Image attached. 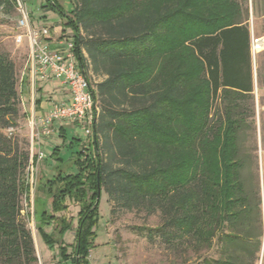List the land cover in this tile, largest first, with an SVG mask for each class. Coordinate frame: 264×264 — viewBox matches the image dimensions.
I'll return each instance as SVG.
<instances>
[{
    "label": "trees",
    "instance_id": "16d2710c",
    "mask_svg": "<svg viewBox=\"0 0 264 264\" xmlns=\"http://www.w3.org/2000/svg\"><path fill=\"white\" fill-rule=\"evenodd\" d=\"M159 1L154 9L148 0H74L67 14L47 0L75 31L77 63L98 108L88 144L69 140L79 147L71 157L75 171L56 167L41 182L39 215L33 198L35 228L47 246L58 245L62 264H90L97 184L111 213L159 212V224L144 233L176 253L215 248L217 256H203V264L258 258L261 198L243 176L247 160L238 141L253 97L249 2L255 14L256 0ZM0 12L17 14L14 2L0 0ZM18 96L14 62L0 50V250L10 262L31 263L33 239L20 220L29 153L3 131L19 116ZM59 136L65 145L67 133ZM59 154L60 146L52 147L50 156L63 162ZM67 201L79 207L69 246Z\"/></svg>",
    "mask_w": 264,
    "mask_h": 264
},
{
    "label": "rangeland",
    "instance_id": "374dc122",
    "mask_svg": "<svg viewBox=\"0 0 264 264\" xmlns=\"http://www.w3.org/2000/svg\"><path fill=\"white\" fill-rule=\"evenodd\" d=\"M67 14H70L74 5V0H57ZM159 0H148V8L157 9ZM250 6L249 24L252 37H262L258 34L259 28L264 29L263 23L252 25L253 13ZM28 9L31 15V21L39 25H46L54 31H60L61 28H67L70 32L71 26L67 25V19L56 10L47 6V0H28ZM17 14L10 16L7 13L0 12V50L7 52L15 65L16 88L18 91L19 116L15 125L3 130L5 135L12 142H17L19 148L29 153V163L27 165L25 176L29 186L28 198L24 195L20 198L21 218L25 227L30 231L33 239L35 261L25 262L24 259H17L10 262L6 259L4 252L0 250V264H62L58 254V245L47 246L35 228L33 212V198L35 199L36 214L39 215L44 208V194L41 191V182L46 178H51L55 174L56 167L64 169L66 172H74L72 166V153L78 149V144L70 147L69 140L71 136L79 137L83 145L91 140V134L84 133L82 127L75 126L72 131L67 133L65 145L62 144V138L57 134L48 137H42L38 142L32 136L30 122L35 115L34 96L27 74V56L28 43L24 40L22 44H17L14 35L19 31L16 28ZM73 30V29H72ZM57 32V34H58ZM252 74H253V97L245 103L247 108L246 125L243 132L239 135L240 155L245 157L247 163L243 168V176L249 182L250 188L259 191L261 198L262 215V242L258 258L255 264H264V48H258L252 53ZM26 61V64H25ZM178 62L173 59L172 64ZM191 63L188 57L187 63ZM170 69L163 71L161 76L167 78ZM94 80V78L92 77ZM159 78H157L158 80ZM35 97H38V87L35 88ZM60 92L52 91L49 96ZM34 95V94H33ZM220 111V103L213 104V109ZM96 110L98 108L96 107ZM53 139V143L48 142V138ZM45 141V142H44ZM60 146L59 156L63 162H58L50 156L52 147ZM39 151L44 153V157L32 163V158ZM50 199L47 200L49 204ZM47 204L48 209L50 206ZM67 216L72 218L73 229L68 230L63 235V241L66 245H71L74 241V229L77 224V213L79 207L72 201H67ZM111 203L107 200V195L102 189L97 202V221L94 226V242L89 252L90 264H203V256H217L215 248L209 251L194 253L191 249L185 252L176 253L166 247L158 238H149L144 231L153 228L160 222L159 212L148 214L144 210L115 211L110 212ZM50 231L51 227H45ZM67 252H71L68 247ZM203 254V255H202Z\"/></svg>",
    "mask_w": 264,
    "mask_h": 264
},
{
    "label": "built area",
    "instance_id": "2783aa9c",
    "mask_svg": "<svg viewBox=\"0 0 264 264\" xmlns=\"http://www.w3.org/2000/svg\"><path fill=\"white\" fill-rule=\"evenodd\" d=\"M17 12L16 28L19 30L14 39L17 44L24 40L28 43L27 74L35 97V88L50 80L68 88L70 98L67 102L53 103L45 113L33 115L30 126L32 136L38 142L42 137L54 133V123L68 121L83 128L87 135L92 133L95 120L96 102L90 82L78 65L75 45V31L61 28L58 32L46 25H35L31 21L28 0H12ZM251 54L264 48V36L251 37ZM55 45L56 47H52ZM34 94V95H33ZM35 102V101H34ZM35 108V103H34ZM44 157L36 153L35 160ZM32 163H35L32 158Z\"/></svg>",
    "mask_w": 264,
    "mask_h": 264
},
{
    "label": "crops",
    "instance_id": "0c3cea01",
    "mask_svg": "<svg viewBox=\"0 0 264 264\" xmlns=\"http://www.w3.org/2000/svg\"><path fill=\"white\" fill-rule=\"evenodd\" d=\"M252 13H253V11H252ZM253 15L254 16L252 19V25H253V31H254V28L255 29L258 28L256 26L254 27V24L259 25L260 21H261L263 23V26H264V3L262 2V0H256L255 14H253ZM33 23L35 25H39L35 21ZM259 29L260 30H258L259 31L258 34H263L264 29H262V28H259ZM52 47H56V46L52 45ZM52 91L60 92V93L49 96L48 93H50ZM38 96L41 97L42 99H41L40 106H39L40 108L35 113V115H40L42 113L47 112L49 110V108L51 107L50 105H52L53 103L67 102L70 98L68 88L66 86H63L59 82V80H56V79L47 81L46 83L42 84L40 86V91H39ZM75 126H78V125H75V124L68 122V121L55 122L54 123L55 132L52 134L53 135L57 134V136H58L62 130H64V132L68 133L69 131H72ZM47 140L50 143L54 142L51 137H50V139L48 138ZM55 146H58V145H55Z\"/></svg>",
    "mask_w": 264,
    "mask_h": 264
},
{
    "label": "water",
    "instance_id": "95a60500",
    "mask_svg": "<svg viewBox=\"0 0 264 264\" xmlns=\"http://www.w3.org/2000/svg\"><path fill=\"white\" fill-rule=\"evenodd\" d=\"M96 189H97V202H98V199H99V196H100V191H101L99 184H97V188ZM97 202H95V203H97Z\"/></svg>",
    "mask_w": 264,
    "mask_h": 264
}]
</instances>
